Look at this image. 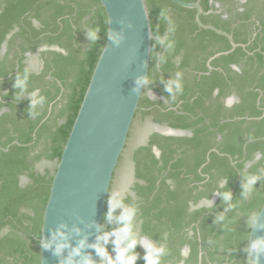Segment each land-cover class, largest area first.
<instances>
[{
	"label": "trees",
	"instance_id": "obj_1",
	"mask_svg": "<svg viewBox=\"0 0 264 264\" xmlns=\"http://www.w3.org/2000/svg\"><path fill=\"white\" fill-rule=\"evenodd\" d=\"M240 1L199 2L201 22L230 34L237 44L231 49L225 36L197 24L195 9L145 0L153 35L149 82L133 120L192 132L151 134L133 153V195L122 198L136 210V235L166 247L161 264H248L247 221L264 204V0ZM90 28L98 30L94 43ZM106 35L99 0H0V49L7 44L0 56V264H40L42 216L55 167L38 172L36 165L59 160ZM36 52L38 73L24 62ZM25 69L21 92L14 84ZM170 81L182 82L183 91H166ZM37 89L46 99L30 116V94ZM149 90L164 101L151 99ZM231 95L237 101L226 106ZM257 173L255 190L243 195L246 174ZM227 190L230 202L220 195ZM217 194L211 207L198 206ZM108 200L104 232L119 227L121 212L116 209L109 222ZM107 248L114 256L111 241ZM135 251L136 264H145L139 243Z\"/></svg>",
	"mask_w": 264,
	"mask_h": 264
},
{
	"label": "water",
	"instance_id": "obj_2",
	"mask_svg": "<svg viewBox=\"0 0 264 264\" xmlns=\"http://www.w3.org/2000/svg\"><path fill=\"white\" fill-rule=\"evenodd\" d=\"M171 1L195 9L199 26L225 36L232 49L237 46L231 35L201 22L200 0ZM99 2L107 19L106 40L56 163L40 232V240H47L60 225H66L72 247L85 237L88 244L95 243L100 235L113 174L145 86L153 38L145 0ZM137 80L141 81L139 85ZM261 224H264V204L258 211L257 225ZM75 228L80 231H74ZM261 236L264 229L251 227L247 246L251 239ZM69 252L70 248H66L57 256L39 244L40 264H61ZM83 254H91L98 264L94 248L83 249ZM259 264H264V255Z\"/></svg>",
	"mask_w": 264,
	"mask_h": 264
},
{
	"label": "clouds",
	"instance_id": "obj_3",
	"mask_svg": "<svg viewBox=\"0 0 264 264\" xmlns=\"http://www.w3.org/2000/svg\"><path fill=\"white\" fill-rule=\"evenodd\" d=\"M161 15H165L164 12ZM98 30L90 28L87 31V37L93 43L98 39ZM163 43V40L161 41ZM172 47L171 44L168 45ZM29 70L25 69L23 76L18 75L14 84V87L18 88L23 92L27 87ZM147 78L143 80L145 85L148 84ZM141 83L137 80V84ZM166 91L168 92H179L183 91L182 82L170 81L166 86ZM45 97L40 94L39 89L34 90L30 94V116L37 115L38 106L45 102ZM175 99V95H173ZM260 174H246L245 181L242 184L243 195H247L255 190V185L257 180H259ZM226 184L225 181H221L219 187L222 188ZM225 202H230L232 200V193L230 190L220 193ZM204 207H211L212 202L210 200H205L202 202ZM235 207V205L229 204V208ZM116 209H121L120 214L115 217L116 223L119 225L118 228L113 229L110 232H104L102 229L100 235L97 236L95 243L88 244L87 238L81 239L79 243L72 247L69 242L70 233L65 231L66 225H60L56 230L51 233V238L40 240V245L44 249H51L55 255H62L64 249L70 248L69 255L65 260L61 261V264H96L91 257V254H83L82 250L87 247H92L95 249V254L99 258V264H136L138 255L135 251L137 244L139 243L144 249V261L145 264H161L162 258L167 255V249L164 245H156L153 241L149 239L139 238L134 231V218L136 216V210L131 206H125L119 193L113 194L108 200V209L105 214V218L112 222L113 213ZM223 214L217 217L218 220H222ZM258 219V209L253 212L247 221L248 227L258 226L264 229V224L257 225ZM76 232L80 230L78 228L73 229ZM166 238V234H165ZM245 238H248L247 236ZM111 241L112 251L115 253L113 256L108 251L107 245ZM247 255L248 264H259L261 255H264V236L251 239V242L245 248ZM78 258V259H77Z\"/></svg>",
	"mask_w": 264,
	"mask_h": 264
},
{
	"label": "rangeland",
	"instance_id": "obj_4",
	"mask_svg": "<svg viewBox=\"0 0 264 264\" xmlns=\"http://www.w3.org/2000/svg\"><path fill=\"white\" fill-rule=\"evenodd\" d=\"M37 57L38 56L35 55L28 59V65L32 70L39 69ZM153 130H155V127L149 120H136L132 124L126 147L123 150L119 164L114 171L113 179L110 185L109 198H111L115 193H119L122 198L129 190V186L132 182V163L130 159L132 148L138 143H141V141L145 140L147 134ZM55 166L56 164L53 162L42 161L36 165V170L38 172H43L45 169H50L52 171ZM25 182H27V179L23 178L22 183ZM199 205H202V203ZM141 248L145 250L142 246Z\"/></svg>",
	"mask_w": 264,
	"mask_h": 264
},
{
	"label": "crops",
	"instance_id": "obj_5",
	"mask_svg": "<svg viewBox=\"0 0 264 264\" xmlns=\"http://www.w3.org/2000/svg\"><path fill=\"white\" fill-rule=\"evenodd\" d=\"M244 2V0H241L240 1V3H243ZM226 17V16H225ZM230 35V34H229ZM230 43V42H229ZM231 45V44H230ZM231 49H232V47H231ZM6 51H7V44L6 43H4L3 45H2V47H1V49H0V56H3L5 53H6ZM223 53H227V52H223ZM217 54H219V55H221L222 53L221 52H219V53H217ZM38 56L37 57V61H38V64H39V69L38 70H32L30 67H29V65H28V59L31 57V56ZM219 55H214V57H217V56H219ZM26 56H27V58L25 59V65H26V68H28L30 71H32V72H35V73H38L40 70H41V67H42V65H41V59H40V55H39V52H36V53H34V54H30V53H27L26 54ZM213 57V58H214ZM232 68L233 69H235V70H237V71H239V68L238 67H236V66H232ZM147 95L151 98V99H154V98H156V97H158L157 96V92L156 91H151V90H149L148 91V93H147ZM158 99L159 100H162V101H164V98L163 97H158ZM237 101V98H236V96L235 95H231L230 97H228V98H226L225 100H224V103H225V105L226 106H231V105H233L234 104V102H236ZM136 120H139V121H146V120H149L152 124H153V126L155 127V130H153V131H151V132H149L148 134H147V136L145 137V140H143V141H141V143H138L137 145H135L133 148H132V151H131V154H130V159H131V163H132V182H131V184H130V186H129V190L127 191V193L123 196V197H125L127 194H129V195H133V193L131 192V186H132V184H133V182H134V163H133V153H134V151L137 149V148H139V147H141V146H145L146 144H147V142H148V139H149V137H150V135L151 134H153V133H158V134H160V135H163V136H166V137H188V136H191V134H192V132L190 131V130H187V129H175V128H171V127H169V126H167V125H163V124H158V123H154L153 121H151V119H149V118H141V117H138V118H136V119H134L133 121H132V124L134 123V121H136ZM132 124H131V126H132ZM131 129V128H130ZM129 136H130V134H129ZM129 138V137H128ZM127 138V139H128ZM126 144H127V142H126ZM125 147H126V145H125ZM154 151H155V153H156V155L157 156H159V154H160V151L158 150V149H154ZM257 157H259V156H257ZM110 191V190H109ZM109 196V195H108ZM122 197V198H123ZM215 197H216V195H215ZM215 197H213L212 199H210V201H212V203H214L215 202V200H213ZM218 197V196H217ZM216 197V198H217ZM200 203H202V202H200ZM199 203V204H200ZM198 204V206H201V205H199ZM141 239H149V238H147V237H141ZM150 240V239H149ZM139 246L141 247V245L139 244ZM142 249V248H141ZM143 250V249H142ZM143 251H145V250H143Z\"/></svg>",
	"mask_w": 264,
	"mask_h": 264
}]
</instances>
